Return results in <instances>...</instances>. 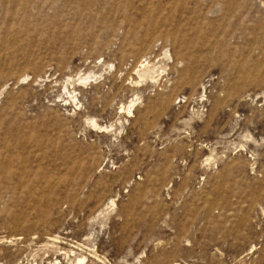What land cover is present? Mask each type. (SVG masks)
Returning a JSON list of instances; mask_svg holds the SVG:
<instances>
[{
  "label": "rangeland",
  "instance_id": "374dc122",
  "mask_svg": "<svg viewBox=\"0 0 264 264\" xmlns=\"http://www.w3.org/2000/svg\"><path fill=\"white\" fill-rule=\"evenodd\" d=\"M0 264H264V0H0Z\"/></svg>",
  "mask_w": 264,
  "mask_h": 264
}]
</instances>
